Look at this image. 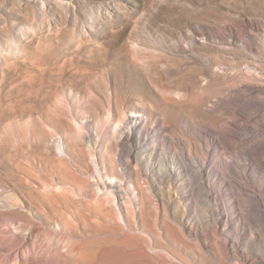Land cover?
Returning <instances> with one entry per match:
<instances>
[{
	"label": "rangeland",
	"instance_id": "1",
	"mask_svg": "<svg viewBox=\"0 0 264 264\" xmlns=\"http://www.w3.org/2000/svg\"><path fill=\"white\" fill-rule=\"evenodd\" d=\"M263 91L264 0H0V264H226L202 186L254 226Z\"/></svg>",
	"mask_w": 264,
	"mask_h": 264
},
{
	"label": "bare ground",
	"instance_id": "2",
	"mask_svg": "<svg viewBox=\"0 0 264 264\" xmlns=\"http://www.w3.org/2000/svg\"><path fill=\"white\" fill-rule=\"evenodd\" d=\"M245 67V66H244ZM249 66H247L246 68H248ZM245 69V68H244ZM243 69V70H244ZM251 72L252 68L250 69ZM261 71V70H260ZM259 73V72H258ZM259 75V74H258ZM262 75V74H260ZM163 87V86H162ZM251 88V87H249ZM163 89V88H162ZM165 89V88H164ZM166 90V89H165ZM261 91V90H260ZM259 92V91H258ZM261 93H264L261 92ZM247 100V99H246ZM255 102V101H254ZM245 103V102H244ZM264 111V110H263ZM255 118V117H254ZM120 120V119H119ZM108 121V120H107ZM126 126V125H125ZM107 130V129H106ZM152 131V130H151ZM242 132V131H241ZM254 133H257L258 135L261 134V132L259 130H255L253 131ZM243 133V132H242ZM245 134V133H244ZM249 134V133H248ZM91 139V138H90ZM256 139V138H255ZM260 141L264 142V139H257L256 142L250 144V146L252 147V149L255 150H259V149H263L262 143H260ZM63 146V145H62ZM58 147V146H57ZM138 148V147H137ZM62 151V150H61ZM59 152V151H58ZM94 163V162H93ZM96 165V164H95ZM97 168L95 172H97L98 174H100V167L98 166V164L96 165ZM216 166V165H215ZM175 167V166H174ZM199 167V166H198ZM201 167V166H200ZM208 167V166H207ZM223 168V167H222ZM197 169V168H196ZM125 170V169H124ZM179 169H176V174L178 173ZM156 172V171H155ZM198 172V171H197ZM200 172V171H199ZM225 173V172H224ZM149 174V173H148ZM161 176V175H160ZM197 176V175H196ZM200 176V175H198ZM92 177V176H91ZM97 177V176H96ZM114 179V177H112ZM245 178V177H244ZM201 179V177H200ZM259 179V178H258ZM91 180V179H90ZM96 180V179H95ZM117 180V179H116ZM189 180V179H188ZM246 180V179H245ZM256 180V179H255ZM102 181V180H101ZM243 181V180H242ZM251 182V181H250ZM255 182V181H254ZM174 183V182H172ZM200 183V182H199ZM243 183V182H242ZM247 182L245 181V184ZM239 184V183H238ZM263 184V183H262ZM121 182L120 181H116V183L114 185H108L106 187V193H109L110 195L113 196V206L117 211L118 217L120 219V221L122 220V216H121V208L120 206H125V202L126 204H131V200L123 195V197H121V193L124 192L123 191V186H121ZM260 185V184H259ZM258 185V186H259ZM196 186V185H195ZM199 186V185H198ZM200 186H202L200 184ZM246 186V185H245ZM252 186V185H251ZM254 186L256 187V184L254 183ZM97 187V186H96ZM94 187V188H96ZM162 187V186H161ZM203 190H202V197H204L203 199L206 200V203L208 205L209 208L213 209L215 211V214L217 215L216 218V224H215V229L218 234H219V238L217 235V238L219 240V244H221L223 247H225L226 252L225 256L224 253L222 256H220L222 258H226L225 261L228 260L226 262V264H234L232 262V260H236V259H230L231 257H236L237 254H240V258L239 260H241L242 264H264V204H260L259 201L261 200V196H264V188L262 189V193H256L254 191H252V193H250V198H251V203L252 205L256 206L257 210L255 211L254 217H253V221L251 222L254 226L250 227L248 230L247 229H240L238 227H235L236 225H234V215H233V206L232 203L234 204H239L237 197L231 193V192H224L225 196L223 197V202L220 201L219 199H217V193L213 190H210V187H206L204 184L202 186ZM225 187V186H224ZM249 187V186H248ZM262 186H259L258 188H260ZM198 188V187H197ZM200 188V187H199ZM209 188V189H208ZM227 188V187H226ZM252 189V187H250ZM201 189V188H200ZM105 191V190H104ZM178 191V190H177ZM218 191H221L218 190ZM246 191V190H245ZM165 192V191H164ZM194 192V191H193ZM196 192V191H195ZM102 193V192H101ZM199 193V192H198ZM201 193V192H200ZM241 193V192H240ZM103 194V193H102ZM108 194V195H109ZM116 194H120L119 199H116ZM155 194V193H154ZM105 195V194H104ZM194 195V194H193ZM221 195V194H220ZM244 195V194H243ZM99 196V195H97ZM111 196V197H112ZM248 196V195H247ZM104 197V196H103ZM195 196H193L194 198ZM196 198V197H195ZM220 198V197H219ZM181 198H176V199H169V201L171 202L172 205H177L178 203H181ZM243 200V199H242ZM245 200V199H244ZM205 202V201H204ZM250 202V201H248ZM242 203V202H241ZM249 205V204H246ZM199 206V205H198ZM236 206V205H235ZM205 207V206H204ZM207 207V206H206ZM249 207V206H248ZM208 208V209H209ZM240 209H242L240 207ZM247 209V208H246ZM205 211V210H204ZM208 212V210H206ZM205 211V212H206ZM235 211V210H234ZM212 213V212H211ZM123 214V213H122ZM209 214V213H207ZM211 215V214H209ZM174 217V216H173ZM172 217V218H173ZM212 217V216H211ZM208 218V217H207ZM210 218V217H209ZM215 218V217H214ZM118 219V220H119ZM214 220V219H213ZM224 220V222H228V223H222L221 221ZM185 221V220H184ZM208 221V220H207ZM176 222V221H175ZM193 222V221H192ZM211 222V221H210ZM209 222V223H210ZM179 223V222H178ZM186 223V221H185ZM209 223H206L207 225H209ZM204 225V224H203ZM202 225V226H203ZM213 225V224H211ZM238 225V224H237ZM136 226V225H135ZM206 226V225H204ZM187 228V227H186ZM169 229V228H168ZM167 229V230H168ZM184 229V228H183ZM208 230V229H207ZM206 232V231H205ZM213 232V230H212ZM140 233V232H139ZM240 233V234H239ZM215 234V233H214ZM234 234L238 235L235 236ZM145 235V234H144ZM242 235V236H241ZM147 237V236H146ZM213 237V236H212ZM215 238V237H214ZM194 239V238H193ZM241 239L242 241L247 240V242H249V244H241ZM195 242V241H194ZM205 242L206 239H205ZM184 243V242H183ZM189 243V242H188ZM232 243L233 247L231 248V250H228V245ZM206 244V243H205ZM152 245V243H151ZM153 246V245H152ZM208 246V245H207ZM209 247V246H208ZM222 248V247H221ZM217 250V248H216ZM222 250V249H221ZM223 251V250H222ZM156 252H159V250H156ZM208 253V252H207ZM219 253V252H218ZM156 254V253H155ZM170 254V253H169ZM201 254V253H199ZM207 256V255H206ZM173 258V257H172ZM200 258V257H199ZM237 258V257H236ZM205 259V258H204ZM214 260V259H213ZM202 261V260H201ZM181 262V261H180ZM237 262V261H236ZM209 263V262H208ZM210 263H212L210 261Z\"/></svg>",
	"mask_w": 264,
	"mask_h": 264
}]
</instances>
